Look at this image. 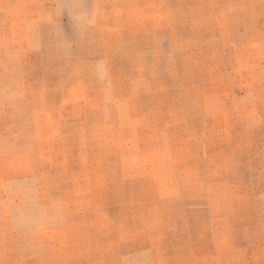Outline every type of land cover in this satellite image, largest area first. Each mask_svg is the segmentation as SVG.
I'll list each match as a JSON object with an SVG mask.
<instances>
[{"label":"rangeland","instance_id":"rangeland-1","mask_svg":"<svg viewBox=\"0 0 264 264\" xmlns=\"http://www.w3.org/2000/svg\"><path fill=\"white\" fill-rule=\"evenodd\" d=\"M0 264H264V0H0Z\"/></svg>","mask_w":264,"mask_h":264}]
</instances>
